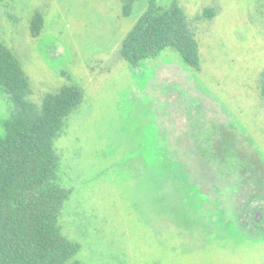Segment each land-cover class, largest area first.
I'll return each mask as SVG.
<instances>
[{
  "label": "rangeland",
  "instance_id": "1",
  "mask_svg": "<svg viewBox=\"0 0 264 264\" xmlns=\"http://www.w3.org/2000/svg\"><path fill=\"white\" fill-rule=\"evenodd\" d=\"M149 2L0 0V40L29 77V99L41 106L64 87L84 91L56 140L72 189L59 225L80 245L66 264H264V233L243 234L219 208L241 214L264 186V0H157L183 8L198 67L172 47L137 65L123 57ZM14 108L0 88V136ZM208 127L232 138L246 182L222 163L218 140H206Z\"/></svg>",
  "mask_w": 264,
  "mask_h": 264
},
{
  "label": "trees",
  "instance_id": "2",
  "mask_svg": "<svg viewBox=\"0 0 264 264\" xmlns=\"http://www.w3.org/2000/svg\"><path fill=\"white\" fill-rule=\"evenodd\" d=\"M134 1V0H131ZM132 5H124L125 15ZM214 11L206 9L211 17ZM42 17L32 24L40 32ZM180 52L191 66L200 65L199 44L181 6L165 8L150 0L127 35L122 55L132 64L164 48ZM0 88L11 94L15 108L0 136V264H66L80 245L67 238L59 218L72 189L60 180L61 157L56 140L68 117L84 100L77 85L45 96L41 106L29 99L30 81L21 61L0 40Z\"/></svg>",
  "mask_w": 264,
  "mask_h": 264
},
{
  "label": "flooded vegetation",
  "instance_id": "3",
  "mask_svg": "<svg viewBox=\"0 0 264 264\" xmlns=\"http://www.w3.org/2000/svg\"><path fill=\"white\" fill-rule=\"evenodd\" d=\"M205 131H206V140L209 141V143L211 142V140H214V139L218 140L219 144L217 145L216 148L217 149L219 148V150H221V152H222V155H224L222 157V163H225V162H226V164L228 163L227 165L230 166V170L240 171V172H238V173L241 174L240 175V177H241L240 183L246 182L248 180L246 178L248 175L246 174L247 173L246 172L247 168L245 167V162L242 161V159L239 156L237 151L234 154L236 157L239 158V159H237V162L234 161V159H232L233 157L229 154V152L231 151L232 146H233V144H231L232 143V141H231L232 138H230L226 134H222L221 136H217V135L214 134V131H212L210 129V127H208ZM161 132H162L163 137L165 139L164 144L166 143V145L168 147L167 148L168 152L172 155V157L177 162H178V160L180 161L181 159L179 157H178L179 159L174 157V153L176 154L177 152L172 147L171 142L169 141L168 137L164 134L162 129H161ZM233 141H236V143H238V141L236 139H234V138H233ZM222 143H224V144H222ZM225 144H227L228 149L225 148ZM171 148L173 149V151H172ZM201 148L205 149V152L207 154H211V149H209L210 148L209 145H202ZM215 153H217V150H216ZM232 163H233V165H231ZM182 165H185V164L182 163ZM182 165H180V166L183 167ZM181 169H182V171L184 173V169L183 168H181ZM244 178H246V179H244ZM256 181L252 180V184L255 185ZM256 184H257V187L253 188V190H250L251 199L248 202V204L244 206L243 212L241 214H238V213H234L233 214V212H230V210L226 211V210H224V207L223 208L219 207L220 208V212H222V217L225 216L224 219L226 221H227V217H228V219L231 218V221L228 220L229 224H231L232 227L240 229V232L242 231L243 234H252V233H255V234L256 233L257 234L258 233H262L263 234L264 233V205L263 204L261 206L257 205L258 208H256V206H254V204H253V201L255 199L264 197V192L261 193V191H264V186H259L258 183H256ZM236 191H238V186H237V190ZM201 192H203V193H205V195H207V192H204L202 190V188H201ZM201 195H203V194H201ZM205 195H203V196L208 201L209 198H208V196H205Z\"/></svg>",
  "mask_w": 264,
  "mask_h": 264
}]
</instances>
